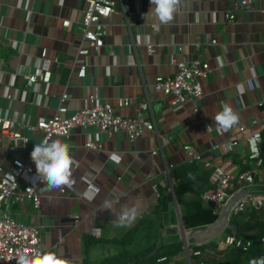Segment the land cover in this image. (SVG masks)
I'll return each instance as SVG.
<instances>
[{
  "label": "crops",
  "instance_id": "1",
  "mask_svg": "<svg viewBox=\"0 0 264 264\" xmlns=\"http://www.w3.org/2000/svg\"><path fill=\"white\" fill-rule=\"evenodd\" d=\"M116 2L115 12L106 19L104 46L78 56L85 0H0L1 115L36 123L40 117L56 113L65 91L70 95L66 103L71 110L90 106L86 99L96 93L124 116H134L137 105L150 99L146 114L155 122V131L136 141L124 133L110 136L96 127H78L69 137H54L51 140L60 139L69 145L73 157L71 186L50 192L42 182L38 207L32 201L10 206L18 221L40 229L44 248L75 264H85V259L99 262L110 252L117 253L108 241L88 248L89 236L95 240L118 239L145 216L157 219L162 189L172 192L177 181L174 171L192 162L184 144H193L215 164L245 171L256 167L249 158V135L264 132V0L238 9H234V0H182L173 22L166 26L146 16L152 7L150 0ZM229 11L236 14L235 20L227 18ZM142 12L144 20L140 19ZM153 24H159L160 30L154 31ZM196 42L202 44L200 51L195 48ZM148 43L155 45L154 53L148 52ZM44 49L53 59L51 81L30 85L21 73L30 72L42 62ZM193 57L207 60L212 72L203 81V97L177 107L172 96L155 89V79L174 74L177 61ZM80 59L87 63L85 76L78 75ZM11 93L12 100L7 97ZM121 97H129L131 103L119 107ZM223 103H229L240 115L239 124L227 131L218 129L214 121ZM96 136L102 147H86V141ZM29 137L33 143L38 142L41 132H31ZM233 140L237 143L227 150L224 144ZM110 152L121 155L118 165L109 159ZM26 157L25 151L9 152L0 146V166L4 168L13 159ZM196 165L198 175H210L204 161ZM258 177L264 180V168H260ZM202 186L203 182L196 179L195 188ZM117 197V209L133 202L140 207L130 227L119 226L116 216L102 208L105 200ZM186 199L189 203L202 198L195 190ZM178 204L181 213L183 206ZM163 215L166 229L160 231L161 236L172 234L171 228L181 234L174 195ZM223 225L221 222L216 233L217 226L209 228L205 239L215 237ZM181 235L186 238V234ZM187 237L190 243L199 241L195 236ZM208 249L203 250L204 256ZM167 262L170 264V259Z\"/></svg>",
  "mask_w": 264,
  "mask_h": 264
},
{
  "label": "built area",
  "instance_id": "2",
  "mask_svg": "<svg viewBox=\"0 0 264 264\" xmlns=\"http://www.w3.org/2000/svg\"><path fill=\"white\" fill-rule=\"evenodd\" d=\"M86 8L83 13V21L80 26L83 40L78 49V56H87L91 49H99L105 44L107 34V23L112 13L115 12L116 0H85ZM255 0H234V9L252 4ZM230 21L236 19V14L229 11L226 14ZM140 19H145V13H140ZM69 24V21H66ZM153 30L159 31L160 25L153 24ZM217 43L216 40L212 41ZM195 48L200 51L202 44L196 42ZM149 53L156 51L155 45L148 43ZM42 62L35 65L30 72L21 73L30 85L35 83L48 84L52 77L53 59L47 57V50L41 54ZM81 68L79 76H85L87 63L85 60H78ZM212 72L210 63L200 57L186 58L176 62V72L171 75H159L155 79L154 87L165 96H172L173 104L182 107L187 103H195L203 97V81L208 79ZM16 75H13L11 84L15 82ZM249 87L253 88L252 80L248 81ZM12 100L14 96L7 94ZM70 95L67 91L60 96V104L52 117H40L36 123L13 120L9 115L0 114V146L9 152L25 151V159L15 158L9 167L0 166V264H17L20 254L37 257V253L52 252L42 246L41 231L38 227L18 221L10 210L12 204H23L32 201L37 207L41 203L40 189L42 181L36 176V167L31 159V152L37 143L45 138L50 140L54 137H69L75 128L96 127L100 132L108 135L124 133L131 141H136L148 131H155L156 124L146 114L150 107V99L137 105L134 116H124L116 112L115 106L108 101H103L96 94H91L86 102L90 106L71 110L66 101ZM131 103L129 97L118 99L119 107H125ZM263 105L262 102L259 103ZM244 130V127H241ZM39 131L41 137L38 142L33 143L29 133ZM27 132V133H26ZM264 141L263 131H254L249 135V158L255 162L256 167L245 171H237L227 166L215 164L206 160L203 155L191 143L183 145L184 151L191 161H204L210 172L212 187L206 190L201 198L204 201L214 203L215 212L223 218L222 230L215 236H219L226 228L230 227V219L233 214L245 212L251 207L264 206V192L256 191V188L264 186V180L259 176L262 158V143ZM237 140L224 144L227 150ZM85 146L92 149L102 147L98 136L94 140H88ZM156 153V151H155ZM193 230H186L185 234L190 235ZM213 237L212 239H214ZM212 239L197 241V245L206 244L213 253L225 256L227 250L238 249L247 252L252 246V240L243 238L236 234V231L226 233L223 239L224 249L217 252L211 245ZM264 241V237H263ZM189 242V241H188ZM190 242L188 243V245ZM184 251L190 255L191 252ZM210 247L212 249H210ZM203 249L193 251L195 256L203 255ZM264 257V254L261 255ZM168 256H160L153 264H165ZM189 261V259H188ZM189 263V262H188ZM192 264V262H191ZM203 264V263H202Z\"/></svg>",
  "mask_w": 264,
  "mask_h": 264
},
{
  "label": "trees",
  "instance_id": "3",
  "mask_svg": "<svg viewBox=\"0 0 264 264\" xmlns=\"http://www.w3.org/2000/svg\"><path fill=\"white\" fill-rule=\"evenodd\" d=\"M263 162L261 167L264 168V151L262 152ZM197 161H192L190 165L181 167L174 171L176 183L173 186L176 198L181 206V217L185 229L195 230L205 226L214 224L218 218L215 212V206L212 203L200 200L187 203L186 196L189 192L195 191L202 195L206 190L212 187V183L206 174L198 175L196 165ZM199 179L203 182V186L199 189L195 188V180ZM264 192V186L255 189ZM163 197L159 202L157 211L160 212L157 219L148 217L142 218L130 232L121 238H112L108 240L93 239L88 237L86 245L88 248L99 245L108 241L110 249H116L117 253L104 256L99 262L85 259V264H153L158 257L168 256V258L176 257L184 251V239L178 234L177 228H171L172 234L166 237L161 236V232L165 228L166 212L173 200L172 192L168 189H162ZM156 211V210H155ZM166 229V228H165ZM236 231L238 236L251 239L252 246L247 251L234 249L231 260L224 264H249L253 258H260L264 254V206L259 208L251 207L245 212L233 214L230 219V227L226 228L219 236L211 240L210 245L217 251L222 252L224 249L223 239L226 233ZM93 240V241H92ZM112 246V247H111ZM207 245H197L196 241L190 243L192 264H216L214 261H208L204 254L195 256L193 251L201 248L206 249ZM232 250V249H231ZM113 251V250H112ZM230 253V250H227ZM228 254V253H227ZM227 256V255H226ZM165 264H168L166 262Z\"/></svg>",
  "mask_w": 264,
  "mask_h": 264
},
{
  "label": "clouds",
  "instance_id": "4",
  "mask_svg": "<svg viewBox=\"0 0 264 264\" xmlns=\"http://www.w3.org/2000/svg\"><path fill=\"white\" fill-rule=\"evenodd\" d=\"M150 3L152 7L146 16H153L160 24L166 26L173 22L182 0H150ZM36 103L39 104L40 100L37 99ZM214 121L218 129L227 131L239 124L240 115L229 103H223L222 110L215 114ZM107 155L113 163L118 165L121 162L120 154L110 152ZM31 159L36 167V176L45 184L47 191L71 186L73 157L67 143L60 139L45 138L41 143L35 144ZM117 203L118 197L115 200L108 199L104 201L102 208L110 210L116 216L119 226L130 227L139 215V205L133 202L117 209ZM17 264H75V262L54 252H41L37 253V257L20 254ZM249 264H264V257L253 258Z\"/></svg>",
  "mask_w": 264,
  "mask_h": 264
},
{
  "label": "water",
  "instance_id": "5",
  "mask_svg": "<svg viewBox=\"0 0 264 264\" xmlns=\"http://www.w3.org/2000/svg\"><path fill=\"white\" fill-rule=\"evenodd\" d=\"M262 151H264V141L262 143ZM172 192H173V195H174V199H175V204L178 206V215H179V225H180V228H181V234H185L186 232V229L184 227V224H183V220H182V217H181V213H180V210H179V204H178V201H177V198H176V194H175V191H174V188H172ZM212 205H214V203H212ZM215 206V205H214ZM225 223L226 221H222V218L219 217L218 220L214 223V224H211V225H208V226H205L203 228H200V229H195L191 232V236H195L196 238H198L199 240H204L205 237H207L209 235V228H212L213 226H219L220 227V223ZM219 229H216L215 233L218 231ZM186 238L184 239V245H186V242L188 241V237L187 235H185ZM186 247V250L189 252V245L187 244ZM188 259H189V264H191V260H190V255L188 254Z\"/></svg>",
  "mask_w": 264,
  "mask_h": 264
},
{
  "label": "rangeland",
  "instance_id": "6",
  "mask_svg": "<svg viewBox=\"0 0 264 264\" xmlns=\"http://www.w3.org/2000/svg\"><path fill=\"white\" fill-rule=\"evenodd\" d=\"M189 233H190V230H189ZM188 234H186V235L188 236ZM188 241L186 242V245L189 243ZM204 245H206V244H204ZM189 246H190V244H189ZM210 249H212V248L210 247ZM190 252H192V249H190ZM233 252H234V249L230 250V253L227 252L228 253L227 256L226 255L220 256V255L213 253L212 250H209V252H207V254L205 255V258H207L208 261H214V263H216V264H224L228 261V259L229 260L232 259ZM227 257H228V259H227ZM187 259H188L187 258V252L185 251L184 254L181 253L179 256L170 258V261H171L170 264H188Z\"/></svg>",
  "mask_w": 264,
  "mask_h": 264
},
{
  "label": "bare ground",
  "instance_id": "7",
  "mask_svg": "<svg viewBox=\"0 0 264 264\" xmlns=\"http://www.w3.org/2000/svg\"><path fill=\"white\" fill-rule=\"evenodd\" d=\"M221 227L218 226V229H220Z\"/></svg>",
  "mask_w": 264,
  "mask_h": 264
}]
</instances>
